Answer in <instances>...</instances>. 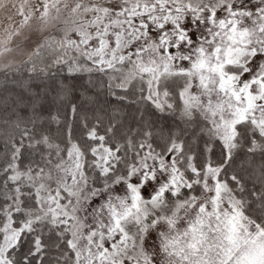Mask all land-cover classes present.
Returning <instances> with one entry per match:
<instances>
[{
    "label": "snow or ice",
    "instance_id": "obj_1",
    "mask_svg": "<svg viewBox=\"0 0 264 264\" xmlns=\"http://www.w3.org/2000/svg\"><path fill=\"white\" fill-rule=\"evenodd\" d=\"M0 264H264V0H0Z\"/></svg>",
    "mask_w": 264,
    "mask_h": 264
}]
</instances>
